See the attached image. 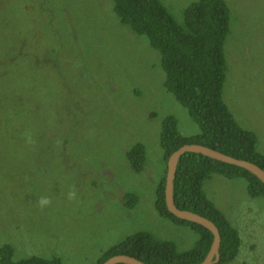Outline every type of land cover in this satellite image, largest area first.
<instances>
[{"label":"rangeland","instance_id":"obj_1","mask_svg":"<svg viewBox=\"0 0 264 264\" xmlns=\"http://www.w3.org/2000/svg\"><path fill=\"white\" fill-rule=\"evenodd\" d=\"M158 1L182 24L197 0ZM223 1L222 101L264 154V0ZM164 77L158 51L111 0H0V247L14 261L96 264L140 231L178 252L197 244L200 228L154 205L164 121L199 132ZM201 189L239 240L234 257L215 264H264V196L249 195L241 175L215 172Z\"/></svg>","mask_w":264,"mask_h":264},{"label":"trees","instance_id":"obj_2","mask_svg":"<svg viewBox=\"0 0 264 264\" xmlns=\"http://www.w3.org/2000/svg\"><path fill=\"white\" fill-rule=\"evenodd\" d=\"M120 22L137 34L146 35L159 53L164 86L188 110L199 125V132L184 136L174 122L164 121L160 145L164 158L184 143H197L222 153L250 161L264 170V154L257 150L254 134L239 126L222 101L224 56L222 44L228 31V13L223 0H197L184 10L182 24L177 23L158 0H111ZM134 170L141 168L142 151L136 145L131 153ZM225 177L237 175L247 180L251 196H264V184L247 170L199 153L184 152L178 158L173 201L176 207L200 214L216 226L219 233L217 263L231 260L239 244L238 236L225 216L205 198L202 181L210 173ZM165 175V170H164ZM164 175L157 187L154 205L161 215L201 229L199 241L191 249L178 252L173 243L140 231L103 252L96 264L114 254L133 256L147 264H198L212 240L209 230L168 212L163 198ZM8 246L0 247V264H58L56 260L29 257L14 261ZM124 264V263H115Z\"/></svg>","mask_w":264,"mask_h":264},{"label":"water","instance_id":"obj_3","mask_svg":"<svg viewBox=\"0 0 264 264\" xmlns=\"http://www.w3.org/2000/svg\"><path fill=\"white\" fill-rule=\"evenodd\" d=\"M184 152H194L204 155L206 157L232 164L238 167H241L248 172L252 173L264 184V170L258 165L236 157H232L225 153H222L218 150L212 149L208 146L197 144V143H184L172 151L165 160V175L163 183V198L165 206L173 216L196 223L200 226H203L209 230L212 234V240L208 251L206 252L203 259L198 264H215L218 261L219 253V233L216 226L208 218L197 214L193 211L180 209L176 207L173 201V180L176 169V164L178 158ZM115 263H124V264H147L141 260L126 254H114L106 258L101 264H115Z\"/></svg>","mask_w":264,"mask_h":264},{"label":"clouds","instance_id":"obj_4","mask_svg":"<svg viewBox=\"0 0 264 264\" xmlns=\"http://www.w3.org/2000/svg\"><path fill=\"white\" fill-rule=\"evenodd\" d=\"M47 201H41V203H46Z\"/></svg>","mask_w":264,"mask_h":264}]
</instances>
